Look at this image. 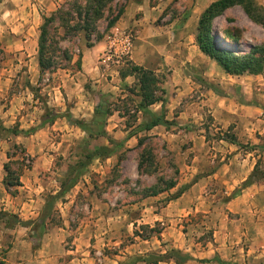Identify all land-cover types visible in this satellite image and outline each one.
Masks as SVG:
<instances>
[{
	"label": "rangeland",
	"instance_id": "obj_1",
	"mask_svg": "<svg viewBox=\"0 0 264 264\" xmlns=\"http://www.w3.org/2000/svg\"><path fill=\"white\" fill-rule=\"evenodd\" d=\"M69 1L0 2V264H45L57 232L66 240L51 249L56 256L59 247L73 250L75 237L84 233V264H264V72L230 77L201 52L196 42L205 10L201 0H128L112 29L99 23L103 38H93L91 47L83 32L70 29L63 37L57 23L52 32L59 42L52 54L62 64L42 71L43 17L67 10ZM193 9L196 19L187 20ZM215 25L235 35L217 32L239 53L264 44V28L240 6ZM166 58L184 61L176 86ZM131 63L152 69L165 87V102L148 109L162 113L168 125L142 131L153 116L140 110L141 97L132 92L139 89L137 78L120 75ZM186 78L195 82L193 90ZM211 88L231 95L229 111L239 109L248 118L241 120V140L238 120L225 128L207 108L192 117L184 112ZM174 99L175 108L169 106ZM99 103L112 113L100 126L107 137L98 135L101 128L93 122ZM77 121L95 128L89 133ZM223 134H235L241 145L221 142ZM197 135L205 143H197ZM102 145L114 152L84 166L85 155ZM6 162L15 171L23 168L21 186L6 189ZM172 182L176 186L158 197L148 194ZM196 183L183 202L197 209L162 212ZM64 223L66 231L58 230Z\"/></svg>",
	"mask_w": 264,
	"mask_h": 264
},
{
	"label": "trees",
	"instance_id": "obj_2",
	"mask_svg": "<svg viewBox=\"0 0 264 264\" xmlns=\"http://www.w3.org/2000/svg\"><path fill=\"white\" fill-rule=\"evenodd\" d=\"M1 1L2 0H0V2ZM127 2L128 0H72L66 4L67 10L59 8L52 15L44 16L38 50V60L41 70H49L61 63V61L52 54L53 47L59 42L57 40L59 35H53L52 32L53 29L57 28L55 27V24L58 23L64 28L65 33L63 37L69 36L71 34L69 32H83L88 42V46L91 47L93 45V38H97V40L103 38V34L98 31L99 23L102 21L105 23V31L112 29L124 15ZM113 3L116 4V9L112 8ZM236 6L242 7L244 12L253 22L264 28V6L259 4L256 0H214L205 8L199 17L196 31V42L203 54L215 61L230 75L262 74L264 72V44L261 46H252L246 53H239L230 45H227V43L221 38L220 34L217 33H224L228 38L235 37V35L227 29L223 31L220 29L216 30L215 21L228 9ZM106 12H109L108 15H106ZM65 59L71 61L73 58L71 55L67 54ZM80 60L78 61L79 65H81ZM120 75L122 78L128 76H135L137 78L139 89L136 93L134 90L132 92L141 97L139 105L141 106L140 110H142L143 113H149L153 116L151 121L142 125V131L152 130L158 125H168V121L162 113L155 114L148 109L151 105L157 102H165L163 95L165 93V87L158 84L159 81L155 72L143 65L131 63V67L120 71ZM101 104L99 103L95 109V119L93 122L97 127L105 124L107 116L112 114L110 111H106L105 107ZM77 122L83 125L81 121ZM83 127L84 130L89 133H92L95 128L91 125H83ZM18 132V129L13 130L14 134H18ZM98 135L107 137L108 133L105 129L101 128V130L98 131ZM219 138L220 140H226L233 144L241 145L235 134H223ZM142 143L143 139L139 137V144ZM15 146L18 147L17 144H15ZM113 152V149L109 146H98L93 152L85 155L88 160L84 163V166L89 164L95 156L108 157ZM4 170L6 172L4 185L7 190L22 185L20 180V175L23 172L22 167L19 168L18 171H15L12 169L10 162H6L4 164ZM175 186L176 183L172 182L169 187L166 188L152 187L148 194L156 196L164 190H169ZM137 234L140 235L139 232H137ZM188 258H190L189 255L185 256L184 261ZM161 260L162 259H158L157 261ZM150 263L157 262L153 261Z\"/></svg>",
	"mask_w": 264,
	"mask_h": 264
},
{
	"label": "crops",
	"instance_id": "obj_3",
	"mask_svg": "<svg viewBox=\"0 0 264 264\" xmlns=\"http://www.w3.org/2000/svg\"><path fill=\"white\" fill-rule=\"evenodd\" d=\"M213 0H201V2H203V4L205 3V7H203V10L208 7V5L212 2ZM259 4H261L262 6H264V0H256ZM144 2V6H146L145 1ZM200 2V1H199ZM197 0V3H199ZM143 6V7H144ZM158 6H152V8H157ZM194 9L191 11L192 14H190V16L187 18V20L189 19H193L195 17L194 13H193ZM172 30L174 33L179 34V30L178 28H176L175 25H172ZM172 48H175V50L177 49V44H172L170 45ZM165 64L168 65L171 69H173V76H172V82H174V86H176L178 84V80L176 77V74L179 73L180 68H184V61L183 60H176V59H170V58H166L165 59ZM163 63V62H162ZM175 75V76H174ZM231 77V75H229ZM189 82H187L186 86H188V88L190 89H194L193 84L195 85V82L193 81V79H188ZM209 80V79H208ZM180 81L182 82L183 79L180 78ZM216 82V81H215ZM217 87H220L219 83H215ZM185 86L184 83V91L187 92L189 91L187 89V87ZM198 86V85H196ZM176 90H179V92L181 93L183 91V89L181 87L177 88ZM179 93V94H180ZM205 93V99L202 100L201 103L196 104H192L190 105L186 111L189 117L193 116V113L196 112L198 110V108H207L209 112H211L213 118L217 121H219V124L222 125V127H227L229 124H231L232 122L237 123L236 121L238 120L239 125H237L235 128L238 131L237 135L239 136V140H241L242 138V133H241V120L245 118V115L242 116L239 109L237 110H233V111H229L230 108L229 106L227 107V105H229L228 101L232 100L231 95H223L222 93L219 92V90L217 89H213L211 88V90H207L204 91ZM177 97V96H176ZM231 98V99H230ZM177 100L174 99V101L171 102V104L169 106L175 108L177 106ZM200 104H202V106H200ZM206 106V107H205ZM182 112V113H184ZM246 120L248 118H245ZM158 127V126H156ZM155 127V128H156ZM248 130H250V132H252V130H255V127L252 126L251 128H249ZM202 137L204 136H199L197 135V143L201 144L202 141ZM221 142H225L224 140H220ZM196 143V144H197ZM205 143V141L203 142ZM229 146H233L234 144H230L228 142H226ZM196 144L194 143V145L196 146ZM198 159V153L195 154L194 156V161ZM194 167V166H193ZM198 183H196L189 191L183 193L181 196H179V198H176L175 200H170V202L163 208L162 212H166L170 209V208H175V207H179L178 210L179 211H186L188 214L190 212H192L193 210H195V207L197 209V206L195 205H190L188 203H185L186 201H189V197L192 195V193H194L195 191V186H197ZM162 194V193H161ZM158 197V196H155ZM185 201V202H183ZM147 207V206H146ZM146 210H148V208H146ZM155 220H158L159 217H161V215L159 216L158 213H155ZM67 225L66 223H64V226L59 227L58 230L60 231H66ZM62 233L57 232L56 235H52L51 236V240L49 242L50 244V252H46V258H44L43 262L48 263V264H52L51 262L56 260H58L59 263L57 264H84V260L85 258H81L80 256H83L84 253H86V247H84L83 245L85 244V236L84 233L79 232V235H77L75 237V243H76V247L73 250H68L65 248V246L59 247L60 250V255L56 256V252H53L51 249H53L57 244L62 245L61 243H64V241L66 240L65 237L62 238ZM25 242V240H23ZM60 242V243H58ZM63 249V250H62ZM70 254H73V256H70ZM60 259H62L61 261H59Z\"/></svg>",
	"mask_w": 264,
	"mask_h": 264
},
{
	"label": "built area",
	"instance_id": "obj_4",
	"mask_svg": "<svg viewBox=\"0 0 264 264\" xmlns=\"http://www.w3.org/2000/svg\"><path fill=\"white\" fill-rule=\"evenodd\" d=\"M128 46H130V41H128Z\"/></svg>",
	"mask_w": 264,
	"mask_h": 264
}]
</instances>
